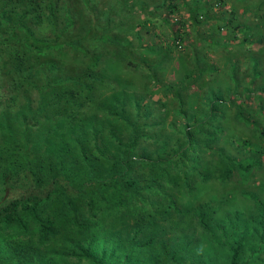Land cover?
Returning <instances> with one entry per match:
<instances>
[{"label":"trees","instance_id":"1","mask_svg":"<svg viewBox=\"0 0 264 264\" xmlns=\"http://www.w3.org/2000/svg\"><path fill=\"white\" fill-rule=\"evenodd\" d=\"M81 1L76 10L75 0H0V264L258 259L264 201L242 189L257 212L246 219L229 205L223 220H212L217 203L230 204L235 192L210 189L208 181L224 182L235 170L247 175L261 165L210 144L219 135L211 125L223 98L210 99L211 110L217 109L203 113L200 124H190L197 117L192 113L183 129L173 126L174 139L147 132L151 111L128 89L135 85L125 81L99 91L104 70L118 65L102 63L100 73L109 53L101 48L105 28L96 25L100 18L90 0ZM81 21L89 24L86 31ZM192 198L198 204L190 205ZM193 220L202 231L199 243ZM196 242L197 257L183 255Z\"/></svg>","mask_w":264,"mask_h":264},{"label":"rangeland","instance_id":"2","mask_svg":"<svg viewBox=\"0 0 264 264\" xmlns=\"http://www.w3.org/2000/svg\"><path fill=\"white\" fill-rule=\"evenodd\" d=\"M75 1V5L77 6L76 10H80L83 4L82 1ZM253 3L256 2L253 1ZM262 4L264 6V2H262ZM88 6L91 11L97 12L96 14L100 18V20L96 22V25L102 24L101 30L103 26L105 28L100 35V38L104 41L101 48L106 49L109 53H104L102 56L103 60H100V73L103 71L102 66L105 65L106 62H114V66L118 65V70L116 71L104 70L105 79L102 84H99L98 89L101 93H108L113 89L114 83L121 86L122 82L125 81L135 85L136 88L133 86V88L128 89L132 90L131 92L136 90L135 92L139 93L137 96H141L139 100L143 104H145V102L148 103L149 111H151V115L146 117L148 121V126L146 128L147 132H158L161 136L164 135L170 139H174L177 131L173 126L183 129L186 124V117L192 113L197 117L196 119H191L190 124H200L203 122V113L217 109L213 108L211 110L210 99H224L225 102L221 103V107L218 109L219 112L217 111V113L215 112L213 114L216 119L212 120L213 124L211 126L213 128H220V131L218 137L210 144L217 148H223L224 151L231 155H236L245 163L260 160L261 165L250 168L247 175H243L238 170H235L224 182L218 180L214 181L213 179L208 181L210 183V185L208 184L210 189L211 187L217 188L221 193L227 190H233L235 192L234 198H232L230 204L224 203L223 205H219V203H217L215 206V213L213 211L212 220H218L220 218L223 220V213L230 206L245 212L248 216L246 219H249L250 214H255L257 212V203H255L251 196L246 193L242 195L240 191L242 189L247 190L264 201V137H262V135H264V16L262 18L260 17V29L254 32L255 35L258 34L262 37L261 39H263L258 46L260 48H257V45L254 46L250 44V47L244 50L237 48L230 50L228 56L234 58L233 63L229 65L231 68L230 70L228 69L229 72H227L228 70L223 64L219 66L215 65L213 68L214 70L211 69L213 64H215V60L209 61L207 60L209 58L208 56H201L200 54L196 55L193 53V58L189 59L192 61L191 65L183 64L182 61H180L171 66H162V69L167 68L170 70L171 74H173L172 79V75H168L167 72L160 74V78H158L161 66L156 68L144 65L134 67L133 64H125L122 59L117 57L111 58L116 55L122 56L126 54L125 51H127L124 49L125 51L123 52L120 49L128 45L125 37L131 26L130 23H128L130 16L129 2L127 0H90ZM260 10L264 14V8ZM90 16L96 17V15L94 16L93 14H90ZM81 24L84 26V30L89 26L86 21H81ZM258 35L256 37L252 36L251 40L258 39ZM195 52L199 51L195 50ZM255 57L256 59H254ZM219 59L220 57L217 58V60ZM69 61L75 68L81 67L80 65L82 62H75L70 58ZM201 61L205 64L196 68ZM206 63L209 64L206 65ZM207 70L208 74H210L207 75L208 79L205 80L203 78L206 76L207 72L205 71ZM255 70L256 74L259 75H254ZM144 83H147L146 86ZM231 93H233V95ZM128 106L131 108L132 105ZM239 107H241L240 113ZM132 111L135 113L136 109L133 107ZM203 126L210 131L213 130L212 127ZM209 135L213 136V133L209 132ZM243 138H245L248 143L246 141L244 143L242 141ZM156 146L157 144L154 143L149 145L151 149ZM209 156L210 154H208V157ZM219 164L221 165V162ZM217 173L218 171H215L214 176H216ZM184 191H186V189H184ZM195 195L203 197L202 195H205V193L202 192L200 195L195 193ZM214 197L213 201L217 202V197L215 195ZM196 199L197 198H192V200H190L192 201L190 205L194 206L198 204ZM193 222V232L196 238H198L197 241L199 243L202 231L194 220ZM191 231V229H187L184 233H190ZM171 237L176 238L174 234ZM245 238V240L251 244V237L245 236ZM200 244H204V241L201 240ZM197 245L196 242V245L194 244L195 252H192L194 250L192 249L186 250L184 254H182H188L189 258L193 259V256H196V252L200 250ZM202 250L205 254L207 253L204 249ZM218 254H221V252H218L217 255ZM248 255L249 251L247 250L245 254L241 253L240 258L244 260ZM206 257L208 259L209 255H206ZM223 257H227L226 254L223 255ZM213 260H215V258ZM250 264H264V249L259 253L258 259H255Z\"/></svg>","mask_w":264,"mask_h":264},{"label":"crops","instance_id":"3","mask_svg":"<svg viewBox=\"0 0 264 264\" xmlns=\"http://www.w3.org/2000/svg\"><path fill=\"white\" fill-rule=\"evenodd\" d=\"M127 1L130 16L128 23L131 26L125 37L128 45L120 48L123 52L124 49L127 50L126 54L122 55V61L133 66H161L158 78L160 74L167 72L173 79L170 70L163 68L167 70L164 71L162 66H171L180 61L191 65L192 61L189 59L193 58V53L208 56L209 61L215 60L211 69L215 65L223 64L230 70L229 65L233 63L234 58L228 56L230 50H244L250 47V44L260 48L258 46L263 40L258 34L256 40H251V37H256L254 32L260 29V17L264 16L260 9L264 8V0ZM174 15L178 16L177 20H173ZM174 36H181L183 48L175 46L172 39ZM217 56L220 57L219 60ZM204 64L201 61L196 68ZM205 72L207 74L203 79L206 80L210 73L208 74V70ZM254 75H259L256 70Z\"/></svg>","mask_w":264,"mask_h":264},{"label":"built area","instance_id":"4","mask_svg":"<svg viewBox=\"0 0 264 264\" xmlns=\"http://www.w3.org/2000/svg\"><path fill=\"white\" fill-rule=\"evenodd\" d=\"M177 19H178V16L177 15H174L173 16V20H177ZM172 39H173V43L175 44V46L177 48H182L183 47V43L184 42H183L181 36H174Z\"/></svg>","mask_w":264,"mask_h":264}]
</instances>
